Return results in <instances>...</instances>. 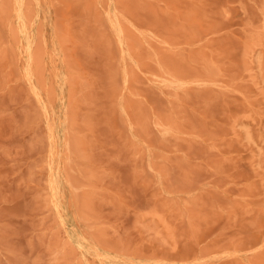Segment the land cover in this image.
Returning <instances> with one entry per match:
<instances>
[{
	"label": "rangeland",
	"instance_id": "374dc122",
	"mask_svg": "<svg viewBox=\"0 0 264 264\" xmlns=\"http://www.w3.org/2000/svg\"><path fill=\"white\" fill-rule=\"evenodd\" d=\"M0 264H264V0H0Z\"/></svg>",
	"mask_w": 264,
	"mask_h": 264
}]
</instances>
